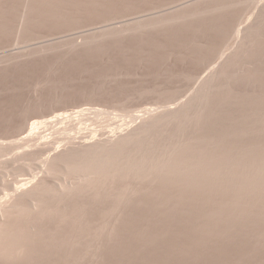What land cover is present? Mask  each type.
Instances as JSON below:
<instances>
[{
	"label": "rangeland",
	"instance_id": "obj_1",
	"mask_svg": "<svg viewBox=\"0 0 264 264\" xmlns=\"http://www.w3.org/2000/svg\"><path fill=\"white\" fill-rule=\"evenodd\" d=\"M0 264H264V0H0Z\"/></svg>",
	"mask_w": 264,
	"mask_h": 264
},
{
	"label": "bare ground",
	"instance_id": "obj_2",
	"mask_svg": "<svg viewBox=\"0 0 264 264\" xmlns=\"http://www.w3.org/2000/svg\"><path fill=\"white\" fill-rule=\"evenodd\" d=\"M174 1V0H173ZM179 2H180V0H179ZM185 2V1H184ZM178 6H179V3H178ZM238 32H239V30H238Z\"/></svg>",
	"mask_w": 264,
	"mask_h": 264
}]
</instances>
